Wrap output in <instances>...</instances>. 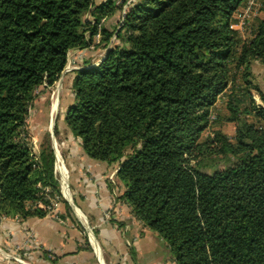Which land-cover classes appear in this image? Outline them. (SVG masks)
<instances>
[{"label": "trees", "instance_id": "1", "mask_svg": "<svg viewBox=\"0 0 264 264\" xmlns=\"http://www.w3.org/2000/svg\"><path fill=\"white\" fill-rule=\"evenodd\" d=\"M127 2L0 0V219H41L60 197L50 139L33 152L28 112L98 36L104 57L73 72L63 116L81 152L118 167L131 215L172 264H264V86L252 80L264 2L247 41L230 28L245 0Z\"/></svg>", "mask_w": 264, "mask_h": 264}, {"label": "crops", "instance_id": "2", "mask_svg": "<svg viewBox=\"0 0 264 264\" xmlns=\"http://www.w3.org/2000/svg\"><path fill=\"white\" fill-rule=\"evenodd\" d=\"M70 156L69 212L59 204L41 219H0V264H18L13 255L25 264H172L161 239L131 215L118 167Z\"/></svg>", "mask_w": 264, "mask_h": 264}, {"label": "rangeland", "instance_id": "3", "mask_svg": "<svg viewBox=\"0 0 264 264\" xmlns=\"http://www.w3.org/2000/svg\"><path fill=\"white\" fill-rule=\"evenodd\" d=\"M104 1L105 0H95V3L99 4L103 3ZM134 1L135 0H128L127 4L124 6V9L127 7L129 2ZM248 1L249 0H245L244 6L239 8L237 14L235 15L236 21L235 23L231 24L232 30L236 31L243 41H247V38L250 37L249 27L253 24L254 19L262 18L263 16V12L261 11V9L264 0H254L253 5H251L250 9L246 12V3ZM85 19L90 20V17L85 16ZM114 20L115 19L111 18L104 22V26L107 32L112 35L109 41L110 46L118 44L117 40H115L114 38V33L118 30V28L116 27V20ZM98 40L99 37L96 36L94 37V45L90 46L88 49L82 51H70L67 54V64L58 81L54 84L53 87H40L35 92L33 104L28 112L27 127L30 134L31 147L33 152L35 154L38 152L40 143L43 141L44 136L48 134L55 155L56 161L54 170L55 176L59 183L60 197L52 201V209L50 208L48 211V213L51 214L52 212H54V207L56 205L61 204L62 206H64V203L67 204V201H69L70 203L72 202V192L70 190L69 183V169L67 168V164L70 166V163H73L71 161L70 154L79 153L81 151L77 147L78 141L76 142V139L71 137L66 130L63 123V116L67 106H69L72 102V93L70 86L73 72L80 68L84 60L90 63V67H95L104 57L106 49L102 48L99 45H95L98 44ZM252 80L254 84L264 86V68L258 64L253 65ZM251 94L256 104H259L256 94L253 91H251ZM54 102H56V111L53 118H51L50 110ZM216 110L219 111L222 115L225 114L224 105L220 102H217ZM54 127H56V136L54 135ZM214 129L220 130L222 134L229 138H231L234 134V125L231 123L221 122L220 125L214 127ZM56 156L59 158L61 165L64 167V180L61 172L57 168ZM64 188L69 194V199H66L64 195ZM31 237V233L25 234L24 243H29L31 241ZM11 258L18 264H25V262L17 256L13 255L11 256Z\"/></svg>", "mask_w": 264, "mask_h": 264}, {"label": "bare ground", "instance_id": "4", "mask_svg": "<svg viewBox=\"0 0 264 264\" xmlns=\"http://www.w3.org/2000/svg\"><path fill=\"white\" fill-rule=\"evenodd\" d=\"M55 111H56V102H54L53 103V105H52V107H51V110H50V116H51V118H53V116H54V114H55ZM58 155V154H57ZM57 157V156H56ZM57 168L59 169V171L61 172V175L63 176V180L65 179V177H64V175H65V173H64V171L65 170H63V166L61 165V163H60V161H59V158L57 157ZM60 175V174H59ZM61 180V179H60ZM65 187H66V185H65ZM63 192H64V195H65V197L67 198V199H69V194H68V192H67V190L64 188V190H63Z\"/></svg>", "mask_w": 264, "mask_h": 264}, {"label": "built area", "instance_id": "5", "mask_svg": "<svg viewBox=\"0 0 264 264\" xmlns=\"http://www.w3.org/2000/svg\"><path fill=\"white\" fill-rule=\"evenodd\" d=\"M253 1L254 0H249L247 3H246V12L250 9V6L253 5ZM231 28V27H230ZM232 29V28H231ZM56 161V160H55ZM54 169H55V163H54ZM55 172V170H54Z\"/></svg>", "mask_w": 264, "mask_h": 264}]
</instances>
